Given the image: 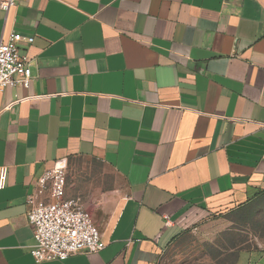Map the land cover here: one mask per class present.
Returning <instances> with one entry per match:
<instances>
[{"label":"crops","instance_id":"crops-1","mask_svg":"<svg viewBox=\"0 0 264 264\" xmlns=\"http://www.w3.org/2000/svg\"><path fill=\"white\" fill-rule=\"evenodd\" d=\"M12 34L31 76L0 94V264H159L264 191V0H17L0 10V40ZM71 159L125 193L71 170L65 198L105 248L35 263L26 197ZM222 264H264V250Z\"/></svg>","mask_w":264,"mask_h":264},{"label":"built area","instance_id":"built-area-1","mask_svg":"<svg viewBox=\"0 0 264 264\" xmlns=\"http://www.w3.org/2000/svg\"><path fill=\"white\" fill-rule=\"evenodd\" d=\"M17 0H0V10L8 12ZM22 38L12 34L0 40V94L6 87H28L29 62L20 54L18 42ZM33 38H28L31 43ZM0 172V184L4 180ZM66 169L55 165L36 181L26 197L27 221L32 228L34 245L31 256L35 263L64 261L78 254L97 253L105 248L102 236L92 216L84 210L79 198H65Z\"/></svg>","mask_w":264,"mask_h":264},{"label":"rangeland","instance_id":"rangeland-1","mask_svg":"<svg viewBox=\"0 0 264 264\" xmlns=\"http://www.w3.org/2000/svg\"><path fill=\"white\" fill-rule=\"evenodd\" d=\"M66 182L74 177L86 185L99 186L123 196V182L101 163L71 159L65 165ZM264 250V195L226 216L198 225L181 240L178 248L166 251L159 264H222L223 255L237 250Z\"/></svg>","mask_w":264,"mask_h":264},{"label":"trees","instance_id":"trees-1","mask_svg":"<svg viewBox=\"0 0 264 264\" xmlns=\"http://www.w3.org/2000/svg\"><path fill=\"white\" fill-rule=\"evenodd\" d=\"M263 195H264V191H262L261 194H259L258 196H256V197H255L252 201H250L248 204L252 203L254 200L260 198V196H263ZM248 204H247V205H248ZM247 205H246V206H247ZM244 207H245V206H244ZM241 208H243V207H241ZM241 208H240V209H241Z\"/></svg>","mask_w":264,"mask_h":264}]
</instances>
